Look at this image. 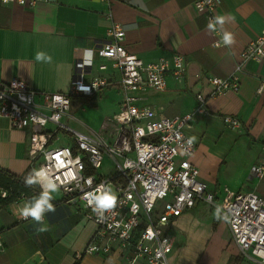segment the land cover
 I'll list each match as a JSON object with an SVG mask.
<instances>
[{
	"label": "crops",
	"instance_id": "1",
	"mask_svg": "<svg viewBox=\"0 0 264 264\" xmlns=\"http://www.w3.org/2000/svg\"><path fill=\"white\" fill-rule=\"evenodd\" d=\"M218 1L215 17H225L223 26L217 25L220 35L208 29L205 15L194 9L193 0H124L108 5L101 0H48L34 9L0 3V82L18 78L36 92L68 93L74 62L107 41L109 22L104 16L109 11L124 31L123 46L130 54L144 62L173 53L184 58L186 71L180 79L168 76L164 91L140 94L139 105L154 109L157 117L192 112L196 107L195 95L207 96L212 90L206 78L224 79L236 74L237 90L208 99L205 114L185 125L183 133L196 144L190 161L198 170V179L216 196L220 179L235 159L238 182H226L225 187L235 193L255 192L264 198V177L257 179L250 174L264 145V94H256L264 82V59L260 63L246 61L236 72L241 50L264 27V0ZM224 31L233 34L232 45H224ZM217 42L219 45L215 46ZM37 52L51 56V62L36 61ZM100 62L95 59L94 74H101L97 71ZM111 91L118 96L117 107L109 117L119 110L121 101L116 83L102 91V97ZM224 115L237 118L240 128L225 127L221 121ZM67 121L70 128L85 133ZM27 142L26 131L12 129L0 118V169L25 176L29 169ZM25 201L0 205V264H74L76 254L82 253L96 228L84 218L81 206L55 204V212H46L43 218L49 230L37 233L41 223L31 218L21 220L19 207ZM188 211L169 225L180 238L184 229L178 228L177 223ZM168 228L167 233L173 238ZM66 235L73 241L83 239L82 246L75 248L74 242H62ZM170 261L176 264L171 256ZM79 264H125V252L84 255Z\"/></svg>",
	"mask_w": 264,
	"mask_h": 264
},
{
	"label": "built area",
	"instance_id": "2",
	"mask_svg": "<svg viewBox=\"0 0 264 264\" xmlns=\"http://www.w3.org/2000/svg\"><path fill=\"white\" fill-rule=\"evenodd\" d=\"M101 1L108 5L124 0ZM43 2L48 0H0L2 4L14 3L28 9ZM218 3L193 0V7L205 15L208 25L215 18ZM104 17L109 22L107 41L74 62L68 93L36 92L18 78L0 82V118L10 128L27 132L29 168L32 172L47 170L66 198L65 203L80 204L84 218L96 227L75 261L84 255L121 251L125 252V264H173V239L167 228L183 212L205 203L226 224L242 264H264L260 255L264 253V198L255 192L235 193L224 188L225 194L216 205L215 191L198 179V170L190 161L196 144L183 133L185 125L205 114L208 99L237 90L236 74L224 79L206 78L212 90L207 96L195 95L192 112L157 117L154 109L139 105L140 94L164 91L168 76L180 79L186 71L184 58L173 53L153 62L142 61L123 46L124 31L111 12ZM213 32L220 35L217 25ZM95 59L102 60L97 65L101 74L92 70ZM263 59L264 27L241 50L236 72L246 61L260 63ZM113 83L121 93L119 110L104 120L99 132L80 133L65 123L73 98H91ZM256 94H264V82ZM221 121L229 129L241 126L232 116L224 115ZM261 151L250 170L257 179L264 177V145ZM106 163L112 170L102 172ZM36 183L42 192L41 183ZM85 193H91L90 199L111 195L115 206L99 208L95 201L89 205ZM0 196L5 197V193ZM27 219L21 216V220ZM141 224L143 228L137 234Z\"/></svg>",
	"mask_w": 264,
	"mask_h": 264
},
{
	"label": "rangeland",
	"instance_id": "3",
	"mask_svg": "<svg viewBox=\"0 0 264 264\" xmlns=\"http://www.w3.org/2000/svg\"><path fill=\"white\" fill-rule=\"evenodd\" d=\"M113 90V89H112ZM118 91V89L114 88ZM103 93L85 99H74L71 102L68 124L76 129L89 133V130L99 132L101 125L105 119L110 118L109 115L117 107L116 98L118 93L111 91L102 97ZM114 98V99H113ZM228 168L225 170L223 177L219 181V195L215 201L219 205L223 195L226 182H238L239 177L235 168L237 166L236 160L232 159ZM104 170L111 171V167L106 163ZM62 192L58 190L54 194V198L60 199ZM80 205V204H79ZM23 206L21 205L19 209ZM15 213L18 212L17 207L12 208ZM198 216V218H197ZM198 223L199 227H195ZM178 228L184 229V236L178 237L172 227L168 228L170 234L175 239L171 259L176 264H242L243 258L238 249L231 243L229 232L226 224L220 219L217 211L212 209L205 203H200L193 211H188L177 223ZM186 232V233H185ZM83 240V239H82ZM82 240L76 239L73 241L66 235L62 240L64 243H75V248H80ZM80 244V245H78ZM143 264V263H138Z\"/></svg>",
	"mask_w": 264,
	"mask_h": 264
},
{
	"label": "clouds",
	"instance_id": "4",
	"mask_svg": "<svg viewBox=\"0 0 264 264\" xmlns=\"http://www.w3.org/2000/svg\"><path fill=\"white\" fill-rule=\"evenodd\" d=\"M7 2V0H5ZM23 2V0H21ZM225 23L224 16H217L213 20H210L207 27L209 30L215 31L216 25ZM234 36L231 32L224 31L223 43L224 45H232L234 43ZM36 61H47L51 62V56L46 55L43 52H37L35 56ZM41 123L44 121L41 120ZM194 139V138H193ZM40 182L43 188L41 195L38 198H33L24 202L23 207L20 209V214L23 218H31L36 223H41L42 226L36 231L37 233L48 231L47 225L43 224L44 214L46 212H55L54 204L51 202L54 198V194L58 191V184L51 178V175L47 170L41 168L39 170H33L29 176L24 180L26 186H31L36 182ZM91 183V181H89ZM6 195V193H5ZM91 193H85L84 198L87 200L89 205H92L95 201L96 207L109 209L115 206V198L111 195H102L101 197H91ZM96 208L93 209L95 211ZM264 258V253L260 254Z\"/></svg>",
	"mask_w": 264,
	"mask_h": 264
},
{
	"label": "trees",
	"instance_id": "5",
	"mask_svg": "<svg viewBox=\"0 0 264 264\" xmlns=\"http://www.w3.org/2000/svg\"><path fill=\"white\" fill-rule=\"evenodd\" d=\"M72 145V144H71ZM32 171L29 168L25 176H15L2 169H0V194L6 193L5 197L0 196V205L6 206L9 204L17 203L19 200H31L33 198H38L41 195V191L37 185L34 183L31 186H26L24 180ZM66 198L61 197L56 201H51L54 205L59 203H65ZM143 228V225H139L136 233ZM80 261V260H79ZM79 261H75L74 264H79Z\"/></svg>",
	"mask_w": 264,
	"mask_h": 264
}]
</instances>
